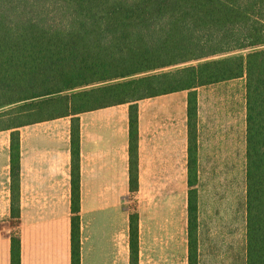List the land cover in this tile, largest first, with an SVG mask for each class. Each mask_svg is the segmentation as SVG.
<instances>
[{"label": "trees", "instance_id": "obj_1", "mask_svg": "<svg viewBox=\"0 0 264 264\" xmlns=\"http://www.w3.org/2000/svg\"><path fill=\"white\" fill-rule=\"evenodd\" d=\"M240 77L246 80L247 110L246 264H264V0H0V110L9 108L0 115L49 111L35 121L72 118V264L81 260L77 115L129 103V183L135 191L137 102L189 92L188 244L189 264H197L196 90ZM19 159L14 130L13 176ZM129 225L135 264V214ZM11 242L13 263L20 264V238Z\"/></svg>", "mask_w": 264, "mask_h": 264}, {"label": "rangeland", "instance_id": "obj_2", "mask_svg": "<svg viewBox=\"0 0 264 264\" xmlns=\"http://www.w3.org/2000/svg\"><path fill=\"white\" fill-rule=\"evenodd\" d=\"M183 65L187 64L179 66ZM196 92L197 264H246V80L237 78L201 86ZM188 95L183 90L137 102L139 151L135 191L130 190L129 183V103L77 115L81 141L80 227L99 221L101 215L95 213L103 209L110 211L105 221L126 224L127 234L130 215L135 214L142 238L186 241ZM48 115L49 111L31 116L0 115V128L24 123L43 127L45 142L66 147L69 133L71 141V116L35 121ZM87 158L110 169L109 182L95 184L87 182L85 175L82 178V172L91 169H87ZM94 188L106 192V196L88 198ZM18 217L11 221L13 236L18 235Z\"/></svg>", "mask_w": 264, "mask_h": 264}, {"label": "crops", "instance_id": "obj_3", "mask_svg": "<svg viewBox=\"0 0 264 264\" xmlns=\"http://www.w3.org/2000/svg\"><path fill=\"white\" fill-rule=\"evenodd\" d=\"M43 129L34 125L0 129V264H14L11 221L16 216L20 264H72L70 133L69 143L63 147L45 142ZM14 130L20 138L15 176L11 162ZM87 159V169H91L82 172V178L85 175L87 182L95 184L109 182L110 169ZM105 194L94 188L87 197L99 199ZM107 213L110 215L102 209L95 213L101 215L99 221L81 225L80 264H131L130 225L127 234L126 224L105 221ZM140 232L135 264H189L188 220L185 242L148 240Z\"/></svg>", "mask_w": 264, "mask_h": 264}]
</instances>
